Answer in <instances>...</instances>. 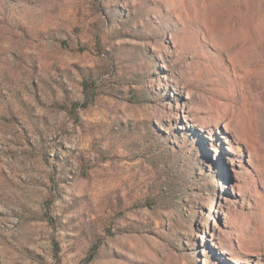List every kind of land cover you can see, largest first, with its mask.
I'll return each mask as SVG.
<instances>
[{
  "label": "rangeland",
  "instance_id": "rangeland-1",
  "mask_svg": "<svg viewBox=\"0 0 264 264\" xmlns=\"http://www.w3.org/2000/svg\"><path fill=\"white\" fill-rule=\"evenodd\" d=\"M0 264H264V0H0Z\"/></svg>",
  "mask_w": 264,
  "mask_h": 264
}]
</instances>
